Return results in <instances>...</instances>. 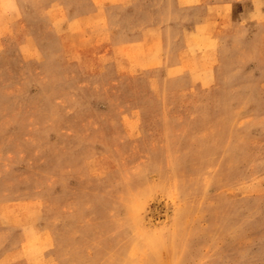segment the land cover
Returning a JSON list of instances; mask_svg holds the SVG:
<instances>
[{"label": "rangeland", "instance_id": "1", "mask_svg": "<svg viewBox=\"0 0 264 264\" xmlns=\"http://www.w3.org/2000/svg\"><path fill=\"white\" fill-rule=\"evenodd\" d=\"M0 264H264V0H0Z\"/></svg>", "mask_w": 264, "mask_h": 264}]
</instances>
